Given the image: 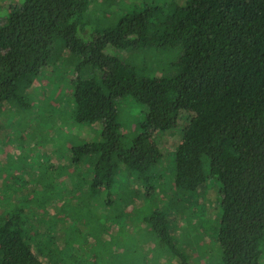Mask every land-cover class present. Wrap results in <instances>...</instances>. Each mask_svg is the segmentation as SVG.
Returning a JSON list of instances; mask_svg holds the SVG:
<instances>
[{"label": "trees", "instance_id": "trees-1", "mask_svg": "<svg viewBox=\"0 0 264 264\" xmlns=\"http://www.w3.org/2000/svg\"><path fill=\"white\" fill-rule=\"evenodd\" d=\"M90 0H16L0 20L2 105L31 103L24 91L40 71L59 61L58 46L82 57L71 81L78 123L102 122L101 139L73 146L87 157L90 185L110 188L118 171L149 183L161 153L151 133L174 129L190 112L175 152L174 184L186 197L209 175L221 183L216 235L222 264H261L264 239V0H184L166 9L146 5L115 26L85 29ZM85 38L80 35V32ZM178 46V70L140 76L107 46ZM132 95L147 105L143 132L126 145L116 101ZM72 100V101H73ZM209 162L210 174L204 163ZM142 182V183H143ZM0 207V264H56L65 252L61 234L22 205ZM145 220L180 264H192L178 247L163 211ZM43 224L44 228H40ZM62 256V255H61Z\"/></svg>", "mask_w": 264, "mask_h": 264}, {"label": "rangeland", "instance_id": "rangeland-1", "mask_svg": "<svg viewBox=\"0 0 264 264\" xmlns=\"http://www.w3.org/2000/svg\"><path fill=\"white\" fill-rule=\"evenodd\" d=\"M15 1L0 0L1 21ZM175 1L184 0H90L85 29L92 35L143 6L167 9ZM80 35L87 40L82 31ZM63 46L57 48L60 60L53 59L24 91L31 102L28 107L16 102L2 105L0 207L8 210L10 203L22 205L30 217H41L44 226L53 223L52 231H60L59 243L66 246L65 252L52 259L56 264H180L145 220L156 211L166 214L174 241L192 264H222L216 239L220 181L209 175L198 192L186 197L174 184L175 152L190 112L180 114L174 129L151 133L150 142L161 155L148 184L118 171L110 188L92 189L90 162L87 157L77 160L72 147L100 140L102 122L73 120L70 83L82 57ZM106 51L133 65L140 76H170L178 70V46L122 49L110 45ZM116 106L129 145L143 132L148 107L128 94L119 97ZM204 168L210 174L208 161ZM260 262L264 264V239Z\"/></svg>", "mask_w": 264, "mask_h": 264}]
</instances>
